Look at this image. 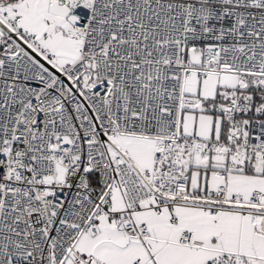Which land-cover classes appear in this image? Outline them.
I'll use <instances>...</instances> for the list:
<instances>
[{"label": "snow or ice", "instance_id": "snow-or-ice-1", "mask_svg": "<svg viewBox=\"0 0 264 264\" xmlns=\"http://www.w3.org/2000/svg\"><path fill=\"white\" fill-rule=\"evenodd\" d=\"M0 264H264V0H0Z\"/></svg>", "mask_w": 264, "mask_h": 264}]
</instances>
